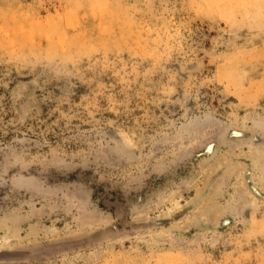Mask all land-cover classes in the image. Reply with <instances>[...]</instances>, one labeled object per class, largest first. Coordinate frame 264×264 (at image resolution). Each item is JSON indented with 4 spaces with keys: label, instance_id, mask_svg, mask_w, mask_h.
I'll use <instances>...</instances> for the list:
<instances>
[{
    "label": "rangeland",
    "instance_id": "1",
    "mask_svg": "<svg viewBox=\"0 0 264 264\" xmlns=\"http://www.w3.org/2000/svg\"><path fill=\"white\" fill-rule=\"evenodd\" d=\"M9 249L264 264V0H0Z\"/></svg>",
    "mask_w": 264,
    "mask_h": 264
},
{
    "label": "water",
    "instance_id": "2",
    "mask_svg": "<svg viewBox=\"0 0 264 264\" xmlns=\"http://www.w3.org/2000/svg\"><path fill=\"white\" fill-rule=\"evenodd\" d=\"M9 250H14V251H17V252H23L22 254L19 255V253H11V254H4L2 256H0V260H9V259H20V258H24V257H28L31 255V251L29 250H25V249H9ZM12 251V252H14ZM26 251V252H25Z\"/></svg>",
    "mask_w": 264,
    "mask_h": 264
}]
</instances>
